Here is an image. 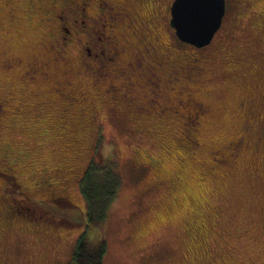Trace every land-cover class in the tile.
Wrapping results in <instances>:
<instances>
[{
  "label": "rangeland",
  "instance_id": "obj_1",
  "mask_svg": "<svg viewBox=\"0 0 264 264\" xmlns=\"http://www.w3.org/2000/svg\"><path fill=\"white\" fill-rule=\"evenodd\" d=\"M225 1L199 50L177 38L172 0H0V264H76L100 150L122 177L103 264H264V0ZM149 36L180 69L164 100L145 86L130 102L117 71H89L158 56ZM36 73L53 82L46 110L26 102Z\"/></svg>",
  "mask_w": 264,
  "mask_h": 264
},
{
  "label": "snow or ice",
  "instance_id": "obj_2",
  "mask_svg": "<svg viewBox=\"0 0 264 264\" xmlns=\"http://www.w3.org/2000/svg\"><path fill=\"white\" fill-rule=\"evenodd\" d=\"M206 5L203 0H176L174 11V22L177 33L181 39L189 40L192 43L207 44L213 37L218 25L215 23L213 16L206 10ZM155 39L156 43L151 44ZM150 42L149 50L159 52L158 56L153 58L144 57L143 60H138L136 63L129 61H121L118 68L109 69L103 65H98L95 68H90L95 76L99 77L103 73L115 70L126 81V86L133 91L129 97V101H133V97L137 92L143 95L145 86L153 88L160 93V99H165V94L168 88L174 81L172 77L178 73L180 69L177 65L170 61L168 48L171 42L161 37H148ZM45 87H53V82L47 78H41L40 73H36L35 96L26 97V102L33 99L44 101L39 106L47 109L51 105L45 101V98L39 95L44 91Z\"/></svg>",
  "mask_w": 264,
  "mask_h": 264
},
{
  "label": "trees",
  "instance_id": "obj_3",
  "mask_svg": "<svg viewBox=\"0 0 264 264\" xmlns=\"http://www.w3.org/2000/svg\"><path fill=\"white\" fill-rule=\"evenodd\" d=\"M124 4L123 2L122 7L119 9L126 8ZM80 8L82 7L78 4V9ZM64 11L67 14L66 19L75 20L73 16L68 14L67 10ZM111 75L114 76L115 73ZM93 82L97 83L96 80ZM99 153L98 159L91 160L80 182V190L86 200L87 211L86 228L80 234L72 256L76 264H103L108 249L105 237L108 210L117 198L122 184V177L117 170L115 160L105 156L101 150ZM38 171L44 179L49 177L46 169L39 168ZM45 182L43 180L42 184L47 188L48 185Z\"/></svg>",
  "mask_w": 264,
  "mask_h": 264
},
{
  "label": "flooded vegetation",
  "instance_id": "obj_4",
  "mask_svg": "<svg viewBox=\"0 0 264 264\" xmlns=\"http://www.w3.org/2000/svg\"><path fill=\"white\" fill-rule=\"evenodd\" d=\"M173 2H174V0H172ZM171 4H173L172 2L170 3V6H172ZM120 10V9H119ZM169 12H170V14H171V7H170V9H169ZM117 14H119L120 15V12L118 11L117 12ZM123 15V14H122ZM127 16V15H126ZM171 18V17H170ZM169 18V19H170ZM176 34V33H175ZM177 36V35H176ZM178 38V37H177ZM179 39V38H178ZM180 40V39H179ZM98 41V40H97ZM62 45L64 44V43H61ZM101 43H99V41H98V45H96V44H94L93 46H94V50L95 51H99L100 53L101 52H103L104 51V46L102 45H100ZM115 44V43H114ZM114 44H112V45H107L110 49H113V47H114ZM192 46H193V49H199V50H201V49H203V47H197V46H195V45H193V44H191ZM205 47V46H204ZM90 50V49H89ZM109 57H111L109 60L111 61V62H114L115 61V58L112 56V55H110ZM193 61H196V58H194L193 59ZM112 64V67L115 69V68H118L117 67V65H116V63H111ZM200 66L198 65V68H199ZM193 67H191L190 66V68L189 69H192ZM112 69V68H111ZM110 73H114L112 70L111 71H109ZM118 73V72H117ZM151 90H154L153 88L151 89ZM2 93H0V95H1ZM7 101V99L5 98V100H3L1 97H0V108L2 109V106L4 105V103ZM191 104L192 105H190V107L192 108V109H194L193 111H195V112H197V111H199V112H201V111H204V109H203V107L202 106H200L199 104H196V102H191ZM16 162H18V160L17 159H15V158H13V157H8V156H5L3 159H2V166L3 167H5V168H7V170H8V172H6L8 175V177L10 178V176H12L11 174H12V165H14ZM44 181H46L45 183L49 186L50 185V183H49V181H50V178L49 177H45V179H44ZM46 186V185H45ZM51 194H56V192H54V193H52L51 192ZM50 199H54V200H58V201H62V200H60V198L58 197V196H55V197H51ZM64 202H65V200H64ZM67 203H71L70 201H67ZM6 209H7V212H9V213H11V211L9 210V205H6ZM13 212H17V208H16V210H14Z\"/></svg>",
  "mask_w": 264,
  "mask_h": 264
},
{
  "label": "water",
  "instance_id": "obj_5",
  "mask_svg": "<svg viewBox=\"0 0 264 264\" xmlns=\"http://www.w3.org/2000/svg\"><path fill=\"white\" fill-rule=\"evenodd\" d=\"M175 2H176V0H174L173 4L171 6V23H172V27H173V22H174V19H175V16H174ZM203 2L206 5L205 10L213 16L215 23L218 25V28L216 29V31L214 33V35H215L216 32L219 30V28L222 25L223 17L225 15V11H226V1L225 0H203ZM174 29H175V27H174ZM175 33H176L177 37L181 41H184V42L189 43V44H193V45H195L197 47H204L206 45H209L210 42L212 41L213 37H214V35H213L212 39L207 44H204V43H192L189 40L181 39L179 34L177 33L176 29H175Z\"/></svg>",
  "mask_w": 264,
  "mask_h": 264
}]
</instances>
